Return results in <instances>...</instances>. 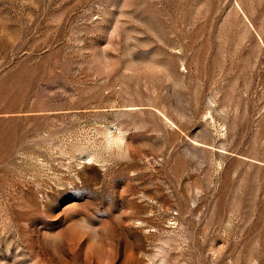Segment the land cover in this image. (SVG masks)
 <instances>
[{
    "label": "rangeland",
    "instance_id": "1",
    "mask_svg": "<svg viewBox=\"0 0 264 264\" xmlns=\"http://www.w3.org/2000/svg\"><path fill=\"white\" fill-rule=\"evenodd\" d=\"M0 264H264V0H0Z\"/></svg>",
    "mask_w": 264,
    "mask_h": 264
},
{
    "label": "clouds",
    "instance_id": "2",
    "mask_svg": "<svg viewBox=\"0 0 264 264\" xmlns=\"http://www.w3.org/2000/svg\"><path fill=\"white\" fill-rule=\"evenodd\" d=\"M126 132L117 130L115 134L109 132L105 138L106 149L109 152L115 151L118 158L126 151Z\"/></svg>",
    "mask_w": 264,
    "mask_h": 264
}]
</instances>
